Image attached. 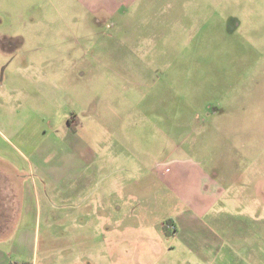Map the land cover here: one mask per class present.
Here are the masks:
<instances>
[{
	"label": "rangeland",
	"instance_id": "374dc122",
	"mask_svg": "<svg viewBox=\"0 0 264 264\" xmlns=\"http://www.w3.org/2000/svg\"><path fill=\"white\" fill-rule=\"evenodd\" d=\"M1 80L56 210L27 263L264 264V0H0Z\"/></svg>",
	"mask_w": 264,
	"mask_h": 264
},
{
	"label": "crops",
	"instance_id": "0c3cea01",
	"mask_svg": "<svg viewBox=\"0 0 264 264\" xmlns=\"http://www.w3.org/2000/svg\"><path fill=\"white\" fill-rule=\"evenodd\" d=\"M4 83V81H0L1 87ZM80 151L85 152L87 156L89 154L88 146L81 147ZM106 152H108L107 157H110L109 146ZM133 164L137 163L134 162ZM2 166L6 172L1 170ZM177 169H181L183 176L191 178L189 182L197 184V187L200 186L201 182H207L208 177L197 169L192 170L190 165H180ZM169 170L164 172L167 173ZM25 171H27L25 154L19 148L15 149L14 146H0V264H21L27 263L29 260L33 261L35 259L36 231L42 215L52 216L53 212H56L53 209L47 212L43 211L40 192L33 186ZM169 179L173 180V177L171 176ZM190 189L191 195L189 197L193 198L199 188ZM114 209L118 211L120 207L117 205ZM92 215H95V212ZM116 222L117 228H114V231H119L123 237L124 232L127 231L126 228L123 229L124 222L119 219ZM173 223L177 230L179 226L183 231H188L191 228L198 229V219L194 216H185V218L178 216V219ZM107 226L110 227V223ZM206 246L209 248L206 249ZM212 246L210 244L205 245L206 250H203L205 257H214L215 247L213 246L212 249ZM109 249L110 246L107 245L108 254H110Z\"/></svg>",
	"mask_w": 264,
	"mask_h": 264
},
{
	"label": "built area",
	"instance_id": "2783aa9c",
	"mask_svg": "<svg viewBox=\"0 0 264 264\" xmlns=\"http://www.w3.org/2000/svg\"><path fill=\"white\" fill-rule=\"evenodd\" d=\"M169 229L176 232V226L174 224L168 225Z\"/></svg>",
	"mask_w": 264,
	"mask_h": 264
},
{
	"label": "trees",
	"instance_id": "16d2710c",
	"mask_svg": "<svg viewBox=\"0 0 264 264\" xmlns=\"http://www.w3.org/2000/svg\"><path fill=\"white\" fill-rule=\"evenodd\" d=\"M12 264H19V263H12ZM21 264H29V263H21Z\"/></svg>",
	"mask_w": 264,
	"mask_h": 264
}]
</instances>
